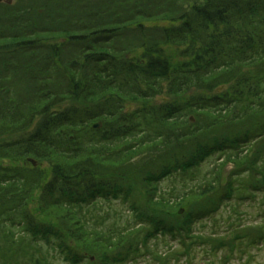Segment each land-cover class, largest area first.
I'll use <instances>...</instances> for the list:
<instances>
[{
    "label": "trees",
    "instance_id": "trees-1",
    "mask_svg": "<svg viewBox=\"0 0 264 264\" xmlns=\"http://www.w3.org/2000/svg\"><path fill=\"white\" fill-rule=\"evenodd\" d=\"M0 162V251L127 264L145 233L211 244L213 214L264 192V0H0Z\"/></svg>",
    "mask_w": 264,
    "mask_h": 264
},
{
    "label": "rangeland",
    "instance_id": "rangeland-1",
    "mask_svg": "<svg viewBox=\"0 0 264 264\" xmlns=\"http://www.w3.org/2000/svg\"><path fill=\"white\" fill-rule=\"evenodd\" d=\"M256 155L257 151L252 154V157L255 158ZM0 163L4 166L11 165V163L8 162ZM235 166L234 163H230L223 170L222 177L224 180H226L231 175V172L236 169ZM43 167L45 168L46 165H43ZM253 181L255 184H263L264 178L261 179L259 177V179H254ZM263 195L264 192H260L256 195L255 199L245 200L243 204H241L242 208L239 209L241 212H239L238 215L229 211V206H226V204L225 209H220L221 211L219 210V212L213 214V218L219 220L218 224L221 227L218 228V226L216 228V230L219 231V235L214 237V241L211 240V244L205 243L202 245V242H200L198 245L192 243V245L184 246L178 241L163 242V240L156 238H150L148 243H144L143 239L146 238L147 233L141 238L140 243L135 237H130V239H135L133 243H136L135 245L138 244V246H135L134 248L139 249V251L132 254L131 257L125 258L128 260L127 264H264V232L259 228V225L264 223V214L262 213V206L258 204V200H260ZM35 202H37V200H35ZM231 202L234 204L235 200H232ZM215 205H217V199H213V197H207L201 200L196 199L183 207L179 213L181 216H184L189 211H207ZM36 207V204H32L33 210H36ZM113 208L118 213L115 216L122 215V218H116L115 220L112 218L109 223L113 221L116 223L117 221L124 220L125 211H127L126 207L120 203H116L113 205ZM147 211L148 214H150L149 209H147ZM165 213L169 212L166 210ZM230 216H232V219L229 221L232 222L231 224H234V226L225 225L222 222L223 219H227V217ZM161 218L167 220L170 224H177V222L182 223L184 221V218L171 219L163 216ZM117 226L120 228L121 225L118 223ZM107 228L110 227L106 226L104 228L105 234L109 230ZM200 228L199 233L201 236L209 240L207 234L211 228L209 229L207 227L204 229L203 226H200ZM244 232H247V234ZM246 235H250L254 238V241L250 242L252 245L249 246V244L246 245L244 243L240 246V242H243L242 238ZM69 242L73 243V240L70 237H68V243ZM220 242H223L226 245L222 248L218 247L217 245H221ZM127 248L123 249L118 245L117 248L110 250H118L117 252H119L126 251ZM0 252V264H37V258H41V264H65L58 258L51 256L50 248L48 249V247L44 245L38 246L35 243L29 242V240L18 241L15 246H3ZM98 252L97 255L99 257L91 256L94 264H101V259L104 258L105 254H109L108 249L100 250ZM42 258L47 259L43 260Z\"/></svg>",
    "mask_w": 264,
    "mask_h": 264
},
{
    "label": "water",
    "instance_id": "water-1",
    "mask_svg": "<svg viewBox=\"0 0 264 264\" xmlns=\"http://www.w3.org/2000/svg\"><path fill=\"white\" fill-rule=\"evenodd\" d=\"M100 126H101V125L98 124V125L95 126V128H99ZM30 162L33 163V164L35 165V162H34L33 160H31Z\"/></svg>",
    "mask_w": 264,
    "mask_h": 264
}]
</instances>
